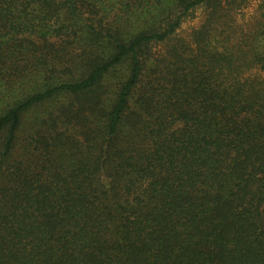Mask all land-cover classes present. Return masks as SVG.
I'll list each match as a JSON object with an SVG mask.
<instances>
[{"label":"trees","instance_id":"trees-1","mask_svg":"<svg viewBox=\"0 0 264 264\" xmlns=\"http://www.w3.org/2000/svg\"><path fill=\"white\" fill-rule=\"evenodd\" d=\"M219 2L0 0V264H264V0L229 47Z\"/></svg>","mask_w":264,"mask_h":264},{"label":"rangeland","instance_id":"rangeland-1","mask_svg":"<svg viewBox=\"0 0 264 264\" xmlns=\"http://www.w3.org/2000/svg\"><path fill=\"white\" fill-rule=\"evenodd\" d=\"M261 3L262 0H220L216 15H219L220 13L227 15V18H224L223 20L228 23L229 28L224 32V36L229 37L230 41L223 38L219 39L217 37L220 35V29H218L217 32L211 30V34L214 35L212 40H216V42L218 41L217 45L219 47H229V42L237 43L238 40L240 41L256 21L260 19ZM226 11H228V13ZM211 12L212 8L207 6L195 9L183 20L180 28L175 33L174 38L189 41L192 32L200 28L203 24H206ZM171 44L172 41L164 45H158L152 49V52H161ZM254 72L255 71L252 73ZM260 74L264 75V73Z\"/></svg>","mask_w":264,"mask_h":264}]
</instances>
